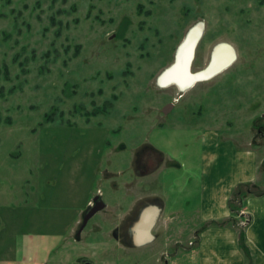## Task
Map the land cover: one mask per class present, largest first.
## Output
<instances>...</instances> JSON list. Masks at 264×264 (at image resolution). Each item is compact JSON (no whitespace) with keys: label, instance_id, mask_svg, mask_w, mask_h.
Listing matches in <instances>:
<instances>
[{"label":"rangeland","instance_id":"374dc122","mask_svg":"<svg viewBox=\"0 0 264 264\" xmlns=\"http://www.w3.org/2000/svg\"><path fill=\"white\" fill-rule=\"evenodd\" d=\"M194 29L191 73L221 46L230 65L164 84ZM222 113L223 134L264 150V0H0V208L38 226L17 261L172 264L187 248L173 218L158 212L148 246L134 230L147 208L195 201L202 129Z\"/></svg>","mask_w":264,"mask_h":264},{"label":"crops","instance_id":"0c3cea01","mask_svg":"<svg viewBox=\"0 0 264 264\" xmlns=\"http://www.w3.org/2000/svg\"><path fill=\"white\" fill-rule=\"evenodd\" d=\"M244 54L242 50H236L235 61L243 59ZM223 117L224 113L218 118L210 114L208 121L216 122L218 126L207 127L205 123L202 129V184L197 196L193 197L195 201L188 198L184 207L174 210L168 209L164 201L166 199L160 196L164 206L158 208V212L162 218L170 216L174 219L171 221L178 226V232L173 237L185 240L184 244L187 245L186 250L177 249L172 264H181L184 260L187 264H264V194L245 197L242 207L235 212L229 205L238 185L251 183L259 188L264 186V150L252 149L250 143H236L233 140V132L236 131L232 132V129H228L230 133L223 134L226 131L224 125L230 122L225 120L223 123ZM3 210L0 208V264H20L13 241L25 234V231L27 238L30 237V233H35L38 226L34 215L28 220L27 208L19 213L6 204ZM167 222L161 219V231L169 229ZM192 239L197 240L196 247L188 249L192 243H188V240ZM175 244L179 247L181 243Z\"/></svg>","mask_w":264,"mask_h":264},{"label":"bare ground","instance_id":"6f19581e","mask_svg":"<svg viewBox=\"0 0 264 264\" xmlns=\"http://www.w3.org/2000/svg\"><path fill=\"white\" fill-rule=\"evenodd\" d=\"M199 29V28H198ZM198 30L194 29L192 34L189 36L188 41L183 48H180L178 58L176 60V64L173 68L168 69L165 75L161 78V82L171 83L178 86L180 89H187L192 85L193 79L195 78V74H192L191 62L194 61L195 58V49L197 45V35ZM200 35V34H199ZM195 39V40H194ZM230 47L221 46L215 52L212 65L210 66L208 73L205 75H198L200 78L205 77L204 80H210L214 77L215 74L219 73L222 68L226 69L230 64H226V58L231 54L229 51ZM158 216V211L156 208H148L140 218L139 223L135 227V235L137 245L142 246L146 243L153 241V235H151V230L154 227V222Z\"/></svg>","mask_w":264,"mask_h":264},{"label":"trees","instance_id":"16d2710c","mask_svg":"<svg viewBox=\"0 0 264 264\" xmlns=\"http://www.w3.org/2000/svg\"><path fill=\"white\" fill-rule=\"evenodd\" d=\"M103 111L105 112L106 109H104ZM103 111L98 110V111H95L94 114L98 115L99 113H101ZM48 117H49V119L51 118L50 115ZM262 168L264 169V163L262 164ZM263 194H264V190L260 189L255 184H251V183L240 184L234 189V191L232 193V197L229 200L230 208L232 209V211L235 212L236 210H238L242 207V201L245 197H247L249 195L260 196ZM243 241H244V236L242 235L241 242H243Z\"/></svg>","mask_w":264,"mask_h":264},{"label":"water","instance_id":"95a60500","mask_svg":"<svg viewBox=\"0 0 264 264\" xmlns=\"http://www.w3.org/2000/svg\"><path fill=\"white\" fill-rule=\"evenodd\" d=\"M208 72L206 71V72H203V73H199V74H196L195 75V78L193 79V82H192V84H194V83H196L197 81H202V80H204L205 79V77H199L198 75H205V74H207ZM171 109V106H168V107H166V109L164 110L165 111V113H168L169 112V110ZM98 201V199H95V202H97ZM101 209V207H98V208H96L93 212H92V214L93 213H95V212H97L98 210H100ZM158 211V210H157ZM90 217V216H89ZM88 217V218H89Z\"/></svg>","mask_w":264,"mask_h":264},{"label":"flooded vegetation","instance_id":"af4514ba","mask_svg":"<svg viewBox=\"0 0 264 264\" xmlns=\"http://www.w3.org/2000/svg\"><path fill=\"white\" fill-rule=\"evenodd\" d=\"M192 63H193V62H192ZM151 165H152V163H151V164H149V165H148V167H149V168H150V167H152ZM95 205H96V206H95V208H94V209H92V212H93V211H94L96 208H98V207H99V205H97V202L95 203ZM145 211H146V210H145ZM145 211H144V212H145ZM144 212H143V213H144Z\"/></svg>","mask_w":264,"mask_h":264}]
</instances>
